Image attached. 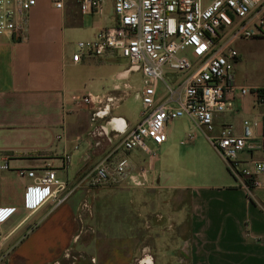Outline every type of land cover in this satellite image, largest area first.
<instances>
[{
  "label": "crops",
  "instance_id": "obj_1",
  "mask_svg": "<svg viewBox=\"0 0 264 264\" xmlns=\"http://www.w3.org/2000/svg\"><path fill=\"white\" fill-rule=\"evenodd\" d=\"M112 21L111 0L100 13H81L75 0H60L59 7L35 0L24 40L0 32V238L6 247L1 263L134 264L144 248L152 264H264V174L248 189L237 185L211 145L188 149L186 157L198 160L195 181L160 180L156 156L144 186L94 189L83 232L76 218L81 189L53 206L51 185L18 173L48 167L70 181L108 146L97 132L88 133L94 125L88 109L72 100L87 91L117 94L112 84L124 62L110 55L77 61L70 56L77 39L92 37ZM237 42L235 83L264 88L245 79L240 69L245 52ZM137 88H132L136 99ZM125 97L112 113L130 125L138 117L130 121L114 112ZM244 117L260 120L264 129V102L256 103L252 95L234 97L232 110L213 116L214 130L230 124L238 133ZM63 153L69 154L67 161ZM239 156L264 158V151ZM140 158L134 155L137 162ZM160 189L168 192L165 198H149ZM67 256L72 259L65 263Z\"/></svg>",
  "mask_w": 264,
  "mask_h": 264
},
{
  "label": "built area",
  "instance_id": "obj_2",
  "mask_svg": "<svg viewBox=\"0 0 264 264\" xmlns=\"http://www.w3.org/2000/svg\"><path fill=\"white\" fill-rule=\"evenodd\" d=\"M75 1L81 13H100L105 0ZM34 2L0 0V32L24 40ZM52 3L60 6V0ZM111 11L112 23L99 27L92 37L77 39L70 56L72 61L109 55L124 61L112 84L117 94L87 91L72 100L74 106L88 109L94 123L88 133L97 132L108 146L89 170L71 182L48 167L38 173L32 169L18 173L31 177L33 183L51 185L53 206L65 201L79 184L86 192L95 185L144 186L157 156L151 145L165 141L167 122L185 116L205 131L237 185L246 189L255 185V176L264 174V158H244L239 153L264 151L261 121L244 117L238 133L230 124L214 131L213 116L232 110L236 96L252 95L256 103L264 102V88L236 84L232 72L238 56L233 43L264 37V0H111ZM134 72L139 76L134 95L141 109L135 123L127 125L112 108L134 88L128 81ZM192 136L186 133L181 142ZM134 153L141 155L140 162ZM62 157L67 161L69 154ZM82 212L87 216L91 212L86 199L76 207L81 229ZM133 261L152 264V256L143 248Z\"/></svg>",
  "mask_w": 264,
  "mask_h": 264
},
{
  "label": "rangeland",
  "instance_id": "obj_3",
  "mask_svg": "<svg viewBox=\"0 0 264 264\" xmlns=\"http://www.w3.org/2000/svg\"><path fill=\"white\" fill-rule=\"evenodd\" d=\"M237 41L240 43L243 51L245 52L240 61V69L245 74V79H250V82L252 80L255 83H264V37L247 38ZM114 59H118L120 63L123 61L121 58L118 57H114ZM167 72V74L170 75L178 74L175 71ZM130 82L134 88L139 87V76L137 73L131 74ZM139 109H141V104L139 100L133 96V89H129L128 96L125 97V99L120 103L118 108L114 110V112L123 115L126 119L130 121H134L138 117ZM165 131L167 139L162 142L159 146L154 147L155 152L157 154V159L154 162L155 173L158 174L160 180H167V178L169 177L178 176L180 179L179 181L182 183L187 184L188 182L195 181L196 174L198 172L196 169L198 160L194 157H192V159H188L186 157V154L189 151V147L193 145L199 147H204L206 145L210 146V143L205 138V131L185 116H180L167 122L165 125ZM188 132L192 133L193 135L195 134V137L191 142L182 143L181 139ZM134 155L136 156L138 154L134 153ZM91 166H87L79 170L78 173L74 175L69 182L83 175L87 170H89ZM99 186L102 185L91 186L86 192L84 186L79 184V186H77L74 191H76L77 189H81L82 192L79 198L86 199L92 207V192ZM107 187L113 188L114 185H103L102 188ZM167 193L168 192L166 190L160 189L153 191L152 193L148 194V196L149 198L159 199L163 197L165 198L167 196ZM160 208H162V205H160ZM87 217L88 216L84 212L81 213L82 222H84L85 218ZM81 230L83 232L84 229ZM5 249L6 247L1 244L0 257L5 252ZM147 251L150 253L149 250ZM71 259L72 258L70 256H67L64 258V262L68 263ZM1 262L2 261H0V264H2ZM58 264H61V262Z\"/></svg>",
  "mask_w": 264,
  "mask_h": 264
}]
</instances>
